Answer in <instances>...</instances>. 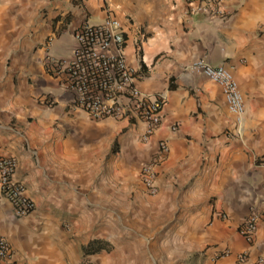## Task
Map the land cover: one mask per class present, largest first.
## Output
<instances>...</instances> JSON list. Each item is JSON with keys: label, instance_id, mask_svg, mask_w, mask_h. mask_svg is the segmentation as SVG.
Masks as SVG:
<instances>
[{"label": "crops", "instance_id": "obj_1", "mask_svg": "<svg viewBox=\"0 0 264 264\" xmlns=\"http://www.w3.org/2000/svg\"><path fill=\"white\" fill-rule=\"evenodd\" d=\"M198 4L0 0V155L16 159L17 177L35 202L28 217L17 218L0 196V234L12 246V264L97 261L99 254L85 256L82 248L94 240L116 247L118 239L119 253L102 254L99 264H184L193 242H200V264H236L242 252L245 264L264 259V217L250 243L237 232L250 210L264 212V0H223L230 13L225 21L192 13ZM107 11L127 29L125 54L140 69L137 87L166 98L161 125L146 144L126 120L92 121L72 111L69 93L43 69L46 50L56 51L55 42L73 37L84 22L101 23ZM32 53L41 69L39 88L23 83L29 72L24 60ZM199 60L231 69L244 99L240 119L227 110L220 88L191 70ZM161 139H168L169 152L156 168L158 193L142 199L149 229H129L138 214H117L113 203L142 186L140 166ZM162 213L172 223L184 221L173 226L172 238L170 232L159 240L158 229L150 228ZM114 214L129 228H90L93 218L108 223ZM208 244L216 246L204 250ZM216 249L229 254L214 258Z\"/></svg>", "mask_w": 264, "mask_h": 264}, {"label": "built area", "instance_id": "obj_2", "mask_svg": "<svg viewBox=\"0 0 264 264\" xmlns=\"http://www.w3.org/2000/svg\"><path fill=\"white\" fill-rule=\"evenodd\" d=\"M198 1L199 4L191 9L192 13L219 21L229 19L230 13L221 6L223 0ZM126 36V27L107 11L101 23L91 25L84 22L74 29L75 46L71 58L55 59L46 50L42 64L44 71L57 81L63 91L69 93L67 103L72 111L84 113L92 121L108 118L126 120L138 126V139L146 144L161 125L166 98L162 93L152 94L137 87L140 69L133 68L127 61ZM191 70L216 84L229 113L237 119L242 117L244 99L231 69L223 64L212 66L199 60L191 65ZM45 103L51 105L47 100ZM177 128L174 123L170 130L175 132ZM168 152V139H161L153 155L140 166V181L144 192L150 197L158 193L156 168ZM16 170L14 157L0 155V196L10 204L15 217L26 218L35 210V202L27 194ZM219 216L223 217L222 214ZM263 217L264 212L250 210L240 223L237 232L245 242L253 240ZM12 254L11 244L0 234V262L12 264ZM228 254L227 249H216L214 258ZM246 262L247 254L239 253L236 264ZM256 263L264 264V259L260 258ZM82 264L92 262L84 260Z\"/></svg>", "mask_w": 264, "mask_h": 264}, {"label": "rangeland", "instance_id": "obj_3", "mask_svg": "<svg viewBox=\"0 0 264 264\" xmlns=\"http://www.w3.org/2000/svg\"><path fill=\"white\" fill-rule=\"evenodd\" d=\"M100 23V21H98L97 19H92L91 21H89V24L91 25H95V24H98ZM51 41V40H50ZM75 41L73 39L72 36H63L58 42H55V45L57 47L56 51L54 50H47L48 51V55L52 58H55V59H69L71 58L70 56H72V46L74 45ZM24 65L26 66V68L29 69V72L28 74L25 75V81L23 82L25 87H34V88H39V85L41 84V81H40V78H39V71L41 70L40 69V66H39V62H38V59H36V55L33 56V53L32 55H30L26 61L24 60ZM20 75V73H17V74H14V81L16 80V77H18ZM16 83V81H15ZM57 88H60L61 90H63L61 87H57ZM22 89H24L22 87ZM52 90V89H51ZM37 100L39 99V96L36 98ZM30 120H33V118H30ZM125 130L121 131L119 133V135L116 137L115 139V145L119 146L117 144V141H122V139L126 136L125 134ZM135 138V136L133 137V139ZM135 185V184H134ZM119 189V187H116ZM134 190L132 189L130 192H126L127 194L128 193H131V196L124 199L123 201H118L116 203H113V208L116 206V211H117V214H124L126 216H133V215H136V213L138 214L139 218L137 221V225L136 227H133L132 228H129V224L128 223H124L122 222V216L121 217H116L115 214L114 215H111L109 218H108V223L106 221H101L102 218H93V222H92V225H91V229H149L147 228V224H146V216L148 215V213L146 212L147 211V206H144V202L142 201V199H144V197L146 198V201H150L151 199H154L155 197H148V195H146V193L144 192V190L142 189V186L137 183L136 184V187L134 186L133 187ZM144 212V213H143ZM125 216V217H126ZM159 218V223L156 224V226L153 228L151 227L150 229H158L157 230V233L159 234V240H164L165 238V235L167 233H170V238H172L174 235H175V232H177L178 229H173V226H180L182 223L180 222H183L184 220L178 222V223H172L171 222V219L170 218H167L165 217V214L162 213L158 216ZM81 220H83L81 218ZM104 220V219H103ZM149 221H147L148 223ZM77 223H78V226H77V229H83L84 228V223H80L79 221V218L77 219ZM210 220L207 222L206 226H209L210 225ZM72 224V223H69V224H66V226L63 225V227H65V229H68L69 228V225ZM73 225V224H72ZM71 226V225H70ZM86 229H89V224H86ZM72 228V227H71ZM190 233L191 232H196L195 234H200V229H189ZM115 233L117 234V230H115ZM169 238V239H170ZM122 242V239H118V240H115V246L114 247L112 244H107L108 245L107 247V250H103L97 254H99L96 259L97 261H91L92 264H99V261H100V257L102 256V254L104 255V253H107V257H114L116 256L119 251H118V244ZM121 244V243H120ZM194 246H193V249L190 250L188 252V256L187 258L185 259L184 261V264H200V242H193ZM210 246H216L215 244H211L206 247H204V250L209 248ZM116 248V249H115ZM160 253L159 254H163V256H165V252L164 251H159ZM97 254H92V255H97ZM85 256H89V255H85ZM84 260H87V259H84L82 257V259L78 262V264H82V262ZM1 264V263H0ZM203 264V263H202Z\"/></svg>", "mask_w": 264, "mask_h": 264}, {"label": "trees", "instance_id": "obj_4", "mask_svg": "<svg viewBox=\"0 0 264 264\" xmlns=\"http://www.w3.org/2000/svg\"><path fill=\"white\" fill-rule=\"evenodd\" d=\"M50 104V103H47ZM108 245L106 243L100 241V240H94L86 244L82 248V252L84 255H92V254H97L103 250H107Z\"/></svg>", "mask_w": 264, "mask_h": 264}]
</instances>
